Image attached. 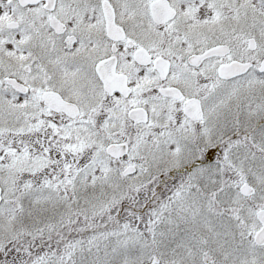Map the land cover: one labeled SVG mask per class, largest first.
Masks as SVG:
<instances>
[{
	"label": "snow or ice",
	"instance_id": "6c2138e0",
	"mask_svg": "<svg viewBox=\"0 0 264 264\" xmlns=\"http://www.w3.org/2000/svg\"><path fill=\"white\" fill-rule=\"evenodd\" d=\"M0 264H264V0H0Z\"/></svg>",
	"mask_w": 264,
	"mask_h": 264
}]
</instances>
